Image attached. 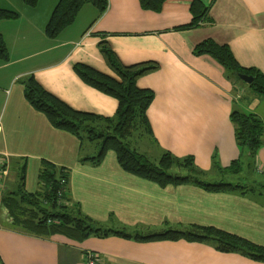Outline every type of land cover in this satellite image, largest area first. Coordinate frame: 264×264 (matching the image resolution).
<instances>
[{
	"label": "crops",
	"instance_id": "1",
	"mask_svg": "<svg viewBox=\"0 0 264 264\" xmlns=\"http://www.w3.org/2000/svg\"><path fill=\"white\" fill-rule=\"evenodd\" d=\"M193 1L166 0L160 12L142 9L139 0H108L104 13L85 4L76 21L52 38L45 28L59 0H39L36 7L25 0H0V8L19 14L0 23L9 57L0 59V264H82L88 251L96 252L98 264H264L240 252L219 251L210 242L134 238L213 226L264 246V145L254 167L248 165L231 119L237 107L264 123V97L251 84L228 78L212 56L194 53L197 44L213 39L229 45L240 65L264 74V0H198L208 14L190 26ZM101 35L127 66L160 64L137 82L155 93L147 109L151 133L137 136L150 137L147 147L155 161L164 152L190 156L205 179L219 181L222 169L241 158L244 167L225 177L252 192L207 191L191 183L161 186L124 171L114 150L98 164L82 160L99 151L86 154L87 142L54 127L27 100L22 79L32 75L75 111L112 118L119 101L86 84L74 69L81 63L118 78L100 52ZM45 162L68 171L70 203L94 227L132 236L93 234L77 240L15 226L3 199L19 191L21 176L28 193L39 192Z\"/></svg>",
	"mask_w": 264,
	"mask_h": 264
},
{
	"label": "trees",
	"instance_id": "2",
	"mask_svg": "<svg viewBox=\"0 0 264 264\" xmlns=\"http://www.w3.org/2000/svg\"><path fill=\"white\" fill-rule=\"evenodd\" d=\"M38 1L25 0V3L30 7H36ZM165 1L139 0V3L142 9L160 12ZM85 4L96 6L100 13H104L108 7V0H59L46 25V35L52 38L59 36L62 30L76 21ZM190 11L193 14L190 26L197 25L206 19L208 7L202 2L194 0ZM18 16L19 14L14 10L0 8V23L1 20H13ZM101 36L100 52L103 54L106 64L118 78L109 77L81 63H76L74 69L86 84L88 83L119 101L117 113L112 118L75 111L55 95L46 91L32 75L22 79L27 100L36 110L47 115L54 127L72 133L76 138H79L81 144L89 141L99 144L100 148L96 156L84 157L82 160L98 164L102 162L106 152L114 150L124 171L156 182L161 186L191 183L201 186L207 191L234 192L239 190L243 195L252 192V189L243 186L239 180L231 181L225 177L231 171L237 173L241 169V166L244 165L240 163L242 162L241 158L234 161L228 168L222 169L221 180L209 181L204 178L206 172L195 166L193 157L179 158L170 152H164L159 161H154L131 146L129 140L151 133L147 109L155 97L153 90L138 87V79L148 73L158 71L160 64L145 62L127 66L121 63L106 40V36ZM194 53L196 55L208 54L219 61L228 78L240 80L239 74L241 73L254 77L249 86L253 92L264 97V74L256 68H246L240 65L229 45L220 44L213 39H205L195 46ZM0 59H9L8 47L3 34H0ZM231 119L235 126L236 143L242 152L243 159L248 157L250 159L248 165L254 167L252 161L256 158L258 150L264 145V123L257 114L241 111L237 107L231 112ZM3 165L4 169L7 168L5 164ZM40 175L42 188L39 192L28 193L24 188L25 177L21 176L19 191L10 193L3 199L15 226L33 234L60 233L77 240L93 234L105 236L113 233L125 238L132 236L131 233L121 230H102L94 227L81 215L77 207H73V212L68 209V204L71 205V203L68 197L69 174L66 169L45 162ZM134 238L139 241L185 239L199 243L210 242L214 243L219 251L240 252L256 261H264V246L213 226H192L188 229L170 228L150 236L135 234Z\"/></svg>",
	"mask_w": 264,
	"mask_h": 264
},
{
	"label": "rangeland",
	"instance_id": "3",
	"mask_svg": "<svg viewBox=\"0 0 264 264\" xmlns=\"http://www.w3.org/2000/svg\"><path fill=\"white\" fill-rule=\"evenodd\" d=\"M236 80H237V82L238 83H243V84H247V83H245L244 81H242V80H238L237 78H236ZM135 138V137H134ZM131 139V140H129L130 141V144H131V146L133 147V148H135L137 151H139L141 154H144V155H146L147 157H148V159L149 158H151L152 160H154L155 161V159H156V157H155V153L152 151V149H150V147L148 148L147 147V144H148V140L150 139V137L148 136V137H145V138H136V139ZM99 148H100V146H99V144L97 145V143H91L90 141L89 142H87L85 145H84V149H85V153L86 154H90V153H93V154H96L98 151H99ZM94 150H96L95 152H94ZM91 151V152H90ZM68 209L70 210V211H74V209H73V206L72 205H70V204H68Z\"/></svg>",
	"mask_w": 264,
	"mask_h": 264
},
{
	"label": "built area",
	"instance_id": "4",
	"mask_svg": "<svg viewBox=\"0 0 264 264\" xmlns=\"http://www.w3.org/2000/svg\"><path fill=\"white\" fill-rule=\"evenodd\" d=\"M5 165L6 162L4 163ZM7 168L4 169L3 174L7 175ZM64 182V181H63ZM85 259L82 264H98L99 256H97L96 252L88 251L84 253Z\"/></svg>",
	"mask_w": 264,
	"mask_h": 264
},
{
	"label": "water",
	"instance_id": "5",
	"mask_svg": "<svg viewBox=\"0 0 264 264\" xmlns=\"http://www.w3.org/2000/svg\"><path fill=\"white\" fill-rule=\"evenodd\" d=\"M239 78L240 80L242 79L244 82L248 83V84H252L254 77L247 75V74H239Z\"/></svg>",
	"mask_w": 264,
	"mask_h": 264
}]
</instances>
